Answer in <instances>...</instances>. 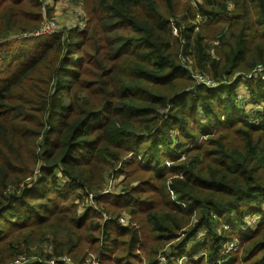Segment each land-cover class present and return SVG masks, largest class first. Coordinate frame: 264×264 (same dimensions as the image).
<instances>
[{"label":"trees","instance_id":"1","mask_svg":"<svg viewBox=\"0 0 264 264\" xmlns=\"http://www.w3.org/2000/svg\"><path fill=\"white\" fill-rule=\"evenodd\" d=\"M46 1L0 0V245L49 229L44 259L264 264V104L255 115L235 96L242 79L264 103V80L247 77L264 66V0H80L83 29L20 36ZM109 177L120 190L101 194ZM247 212L262 213L254 230Z\"/></svg>","mask_w":264,"mask_h":264},{"label":"rangeland","instance_id":"2","mask_svg":"<svg viewBox=\"0 0 264 264\" xmlns=\"http://www.w3.org/2000/svg\"><path fill=\"white\" fill-rule=\"evenodd\" d=\"M186 1V0H183ZM190 1V0H187ZM194 1H199V0H192ZM230 6V9H233V6L235 5V0H227L226 1ZM219 6V5H217ZM220 7V6H219ZM217 7V8H219ZM232 11V10H229ZM43 14H44V21L45 20H49V19H55L57 22V26L60 31H67L70 28H79V22L83 20L84 17L87 18V12H86V8L85 5L83 4V2H81L80 0H48L46 1V6L45 9L43 10ZM216 26H218V30H217V36L216 38L223 33H226L227 30V26H229V21L223 18V20H221ZM201 30V29H200ZM207 30L202 31V33L206 36L207 34ZM208 32H212L211 29L208 30ZM43 35H48V34H34L31 32H27V31H22V33L20 34V36L23 37H39V36H43ZM216 38L209 43L210 45L213 44H218V40H216ZM193 57V54L191 55V58ZM249 87L246 83L245 80H240L239 84L237 85L236 88V92L237 95L238 93L240 94H245L247 96H249L251 99L247 105V108L250 109L253 106H255V100L256 98H253V96L250 94L249 92ZM237 95L236 98H237ZM259 105H256L257 107H260L261 104H264L263 102H258ZM253 116H251L250 118H253ZM224 119V118H223ZM204 137V136H203ZM127 161L124 160L123 162V167H125L127 165L126 163ZM170 163L169 161L166 162ZM119 167V166H118ZM113 177H109L108 178V183L107 186L105 188H108L109 185L112 186V190L114 192H118L120 190V182L124 177H117V179H111ZM124 181V180H123ZM128 212V211H127ZM262 214V213H261ZM261 214L258 213H250L247 212L244 215L248 216L249 218L244 217V223L246 222V225L244 224L243 227L249 231L251 229H255L258 224L261 222ZM253 216V217H251ZM218 218V217H217ZM220 219V218H219ZM249 219L251 220V222H249ZM233 223V222H232ZM223 228L225 230L229 229L230 227L232 228V230H235V225L234 223L231 224H225V222L222 223ZM251 226V229L248 227ZM222 228V227H221ZM219 229V231H224L222 229ZM253 229V230H254ZM45 231H50L49 233H46L43 236V239L38 240L37 238V231L35 230H29L27 228L24 229H20V230H14L12 232V235L9 239V241L3 245H0V264H11L12 261L14 259H16L19 255H21L22 252H26L32 256L40 253L39 251L41 250V252L44 253V248H42V246H44V243L46 244H51L49 241H44V238H47L48 235H52L53 238H55L56 236H54V232H52L49 229H46ZM235 233L234 231H232L228 236V239L226 241L223 242L224 244V248H223V253H229V256L234 257L235 255H239L242 256L243 254V247L239 248V244L241 243V238L239 236L235 237ZM58 239L62 238V235L59 234L57 236ZM200 238H202V236H200ZM232 244H235L234 247L230 246ZM25 253V254H26ZM206 253L205 251H201L199 254H204ZM141 254L143 255L142 251ZM66 255L71 257V254L67 253ZM37 256V255H36ZM188 257L186 255H184V257H175L172 259V261L167 260V258H165V262L164 264H186ZM146 261V260H144ZM185 261V262H184ZM219 264L224 263V259H218L217 260ZM229 260H227V262H229ZM75 262V261H74ZM37 263H41L42 262H37ZM124 264V263H123ZM126 264V263H125ZM136 264H143V263H136ZM242 264V263H240Z\"/></svg>","mask_w":264,"mask_h":264},{"label":"built area","instance_id":"3","mask_svg":"<svg viewBox=\"0 0 264 264\" xmlns=\"http://www.w3.org/2000/svg\"><path fill=\"white\" fill-rule=\"evenodd\" d=\"M45 6L43 9H45ZM85 25H86V17H84L83 20L79 22L78 30L83 29L85 27ZM58 31H59V29H58L56 20L55 19H49V20L43 21L39 30H37L34 34H50V33H55ZM174 31L176 32L177 30L175 29ZM254 73H256V75H259L264 80V66L258 65L251 73L247 74V77L250 78V77L254 76ZM192 76L194 78L195 85L196 84H205L207 86L217 85V83L215 81H213L211 79V77L207 74L195 71V72H193ZM250 99L251 98L249 96H247L245 94L238 93L236 101L238 102V104L240 106H242L244 104L248 105ZM256 105H259V104H257L255 102V106L252 107V111L255 112V115H256V110L262 108V105H260V107H257ZM251 120H252V122L258 123L260 120H262V118L257 116V117H253ZM112 191H113L112 186L109 185L108 188H105L102 190L101 194H107V193H110ZM98 195L99 194L89 193V196H88V203L97 209H98V206L95 204L94 198L97 197ZM103 215H104L105 219H111L112 218V216H110L109 214L103 213ZM251 217H253V216H251ZM246 218H249V217L245 216V219ZM120 221L124 224H127L129 222V219L126 216H122L120 218ZM249 222H251L250 219H249ZM245 225H246V222H245ZM248 227L251 228V226H248ZM243 229L246 230L244 227H243ZM234 246H235V244H232L230 246V248L234 247ZM44 247L47 249H51L50 244L44 243ZM74 261L75 260L72 257H70L66 254L54 255L48 259H44V258L36 256V255L32 256L30 254H21L14 260V263L15 264H30V263H35V262H42L44 264H77ZM165 261H166L165 257H161L160 264H164ZM82 264H108V263H105L104 261H102L100 255L96 254L95 252L90 251L86 255V257L84 258Z\"/></svg>","mask_w":264,"mask_h":264}]
</instances>
